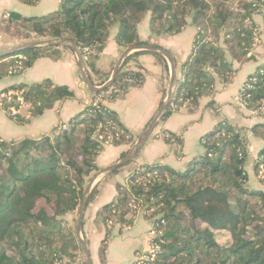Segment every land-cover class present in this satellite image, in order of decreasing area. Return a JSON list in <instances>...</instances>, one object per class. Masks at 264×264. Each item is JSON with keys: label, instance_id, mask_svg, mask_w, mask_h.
Wrapping results in <instances>:
<instances>
[{"label": "trees", "instance_id": "1", "mask_svg": "<svg viewBox=\"0 0 264 264\" xmlns=\"http://www.w3.org/2000/svg\"><path fill=\"white\" fill-rule=\"evenodd\" d=\"M263 4L262 0H62L61 7L48 15L4 12L0 33L24 42L75 41L91 81L101 87L111 78L114 63L103 70L95 63L114 27L118 28L115 41L124 51L156 44L153 38L175 36L192 24L196 29L192 51L182 65L183 82L164 122L182 109L197 111L201 98L214 94L218 80L232 81L233 61L251 58L259 36L254 16L261 14ZM148 14L151 38L142 40L139 25ZM65 51L74 52L70 46H39L1 57L0 80L22 74L38 59L57 61ZM145 53L154 54L169 72L164 56L135 51L112 85L94 93L93 103L53 135L0 139V264H76L82 258L74 226L66 216L78 210L86 185L100 169L97 159L105 148L132 145L137 139L106 102L125 98L133 88L143 86L147 71L138 57ZM11 88L25 89L24 98L31 105L28 118L5 110L19 125L75 97L69 86L51 79L3 90ZM239 98L245 109L263 114L264 64L245 82ZM215 105L212 101L209 106ZM250 131L264 142V123L254 124ZM164 140L183 145L173 132H166ZM201 146L202 155L185 171L144 165L125 183L117 184L115 198L97 212V221L105 226L99 247L102 263L115 227H131L142 214L153 221L152 246L159 248L155 259L144 264H264V190L249 186V141L244 128L221 120L201 138ZM254 172L264 184V146ZM97 194L95 187L88 205ZM220 231L228 233L230 241L221 243L216 236Z\"/></svg>", "mask_w": 264, "mask_h": 264}, {"label": "crops", "instance_id": "2", "mask_svg": "<svg viewBox=\"0 0 264 264\" xmlns=\"http://www.w3.org/2000/svg\"><path fill=\"white\" fill-rule=\"evenodd\" d=\"M61 5L62 0H38L36 4H27L21 0H0V19L6 11H15L25 16L48 15L59 9ZM254 21L259 26L257 42L249 54L251 58L242 63L233 61L236 73L232 81L224 84L218 80L214 94L201 98L197 111L188 113L182 109L173 113L166 121H161L133 161L134 165L128 163L120 167L117 173L102 175L94 182L91 192L97 187L98 194L94 201L87 205L82 230V237L88 244L93 264H135L139 252L152 250V235L155 234L153 221L146 220L140 214L133 226L115 227L109 241L105 263H102L99 257V247L105 237V226L97 221V212L115 198L117 184L125 183L129 175L136 170V168L131 169L132 166L140 168L144 165H168L180 171L187 170L190 162L203 153L201 138L213 131L221 120H227L244 128L251 144L249 154L252 153L253 144L264 146V142L254 137L250 131L254 124L264 123L259 119H264V112L259 115L245 109L239 98L245 82L260 65L264 64V16L256 14ZM149 23L150 14L139 25V35L142 40L151 38ZM117 32V27L111 30L107 45L95 63L98 69H107L113 63L115 67L120 58L123 51L115 41ZM195 33V27L190 24L182 33L175 36H160L152 39L173 56L178 86L183 82L182 65L191 54ZM3 36L5 35H0V52L24 43V41L7 39ZM138 61L147 71L143 86L133 88L125 98L106 102L109 108L119 114L123 123L137 135V138L149 120L153 118L161 103L167 99L171 79L170 64L169 72H167L154 54L145 53L138 57ZM44 79H51L57 85L69 86L74 91L75 97L59 101L54 108L40 117L32 118L25 125L17 124L5 110H0L1 140L39 139L44 135H53L69 124L87 105L93 103V94L83 82L77 56L71 51H65L62 58L57 61L50 58L38 59L22 74L1 79L0 91L13 85L33 84ZM212 101L216 104L215 108L209 106ZM25 109L27 110L21 111L20 115L28 118L29 109ZM166 132H173L179 136L183 140L182 147L175 142L166 143L164 140ZM130 148L131 145L107 146L97 159L99 168L103 169L117 163L122 159V154L128 153ZM250 156L252 157L251 154ZM258 184L262 185L261 182ZM66 218L72 222L74 215L69 214ZM76 264H85L83 256Z\"/></svg>", "mask_w": 264, "mask_h": 264}, {"label": "water", "instance_id": "3", "mask_svg": "<svg viewBox=\"0 0 264 264\" xmlns=\"http://www.w3.org/2000/svg\"><path fill=\"white\" fill-rule=\"evenodd\" d=\"M39 46H59V47L70 46L77 56L79 67L81 69L83 82L86 85L87 89L92 94L97 93L102 88L110 87L112 85V83L114 82V79H115L118 71L122 67L123 63L125 62V60L135 51L145 50V51L153 52L156 54H160V55L164 56L170 64L171 79H170V90H169L167 99L159 107V109L157 110V112L155 113L153 118L150 120V122L145 127L143 132L136 139L135 143L133 144L131 149L128 151V153L125 155V157H123L117 163H115L109 167L103 168V169L99 170L97 173H95L91 177L90 181L86 185L85 190L83 192V196L81 199L80 206L76 212L74 229H75V233H76V236L78 238V241L81 245L82 256L84 258L85 264H93V260H92V256H91V252H90V249L88 247V244L82 237L83 222H84V217H85V212L87 209L89 197L91 194V188H92L94 182L100 176L112 173L117 168L122 167V166L128 164L129 162L135 161L136 157L140 153L144 144L147 142V140L150 138L152 133L158 127L159 123L162 121V118L165 115V113L168 109V106L171 104L172 100L174 99V97L177 93L178 77H177L176 63H175V60H174L173 56L171 55V53L168 50H166L165 48H163L157 44H143V45L138 46V47H130V48H127L126 50H124L122 52L120 58L118 59L116 65L114 67L111 78L103 86L98 87V86L94 85L90 79L85 58L83 57L77 43L73 40H70V39L46 38V39H37V40L27 41V42H24L20 45L12 47L6 51L0 52V58L11 55L17 51H21V50H24L27 48H32V47H39Z\"/></svg>", "mask_w": 264, "mask_h": 264}, {"label": "built area", "instance_id": "4", "mask_svg": "<svg viewBox=\"0 0 264 264\" xmlns=\"http://www.w3.org/2000/svg\"><path fill=\"white\" fill-rule=\"evenodd\" d=\"M264 2V0H262ZM261 15L264 16V4L261 8ZM258 39V38H257ZM25 89L23 88H11L9 90L0 91V110H9L11 115H20L23 108H30L31 105L24 98ZM159 248L145 252H139L137 254V264H144L146 261H153Z\"/></svg>", "mask_w": 264, "mask_h": 264}, {"label": "rangeland", "instance_id": "5", "mask_svg": "<svg viewBox=\"0 0 264 264\" xmlns=\"http://www.w3.org/2000/svg\"><path fill=\"white\" fill-rule=\"evenodd\" d=\"M0 35H4V34H2V33H0ZM3 37H5V36H3ZM6 38L7 39H13V38H10V37H8V36H6ZM13 40H15V39H13ZM19 41V40H18ZM24 110H27V109H25V108H23L22 109V112L24 111ZM260 120H263L264 121V119L262 118H259ZM154 133V132H153ZM152 133V134H153ZM136 141V140H135ZM135 143V142H134ZM133 143V144H134ZM133 144L131 145V147L133 146ZM250 143H249V147H250ZM263 148V146H259V145H256V144H253V148L251 149V151H252V153L250 152V154L252 155V157L250 156V160H249V162H248V165H247V170H248V172L250 173V182H249V186L251 187V188H253V189H263L264 190V184L259 180V177L258 176H255V174H254V166H255V162H256V159H257V157H258V155H259V152L261 151V149ZM131 149V148H130ZM132 163V164H131ZM134 162H129V164H131V165H134L133 164ZM134 168H136V169H138L139 167H137V166H132V168L131 169H134ZM99 170H101V169H99ZM98 170V171H99ZM98 171H96V172H94V173H97ZM94 173L92 174V176L94 175ZM260 173H262V172H260ZM261 175H263V174H261ZM91 179V178H90ZM258 182H261L262 183V185L260 184H258ZM77 212V211H76ZM76 212H75V214H73L74 215V219L72 220V222L70 221V223H72V225L74 226L75 225V219H76ZM216 236H217V239L221 242V243H226V242H228V241H230V237H229V234L228 233H226V232H222V231H220V232H218L217 234H216ZM152 237H153V239H154V237H155V234L154 235H152ZM82 253V252H81ZM82 255V254H81Z\"/></svg>", "mask_w": 264, "mask_h": 264}]
</instances>
